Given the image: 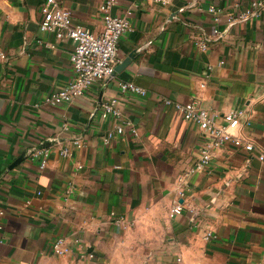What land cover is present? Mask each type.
<instances>
[{
    "label": "crops",
    "instance_id": "0c3cea01",
    "mask_svg": "<svg viewBox=\"0 0 264 264\" xmlns=\"http://www.w3.org/2000/svg\"><path fill=\"white\" fill-rule=\"evenodd\" d=\"M42 1L0 0V264H264V11L227 27V15L252 0H118L112 11L128 14L132 29L119 41L115 78L49 105L45 96L73 77L74 42L40 30ZM61 2L75 22L102 31L104 0ZM210 5L221 10L220 36ZM117 79L147 94L122 93ZM110 96L120 97L121 118L101 117ZM167 97L195 100L218 123L232 109L253 111L238 131L255 151L228 144L190 171L207 137ZM122 119L138 134L105 144ZM42 146L44 168L29 154ZM175 201L183 211L171 217ZM61 235L81 245L57 255Z\"/></svg>",
    "mask_w": 264,
    "mask_h": 264
},
{
    "label": "built area",
    "instance_id": "2783aa9c",
    "mask_svg": "<svg viewBox=\"0 0 264 264\" xmlns=\"http://www.w3.org/2000/svg\"><path fill=\"white\" fill-rule=\"evenodd\" d=\"M117 2L118 0H104L101 4L100 10L104 26L100 32H94L90 28L75 22L71 9L65 6L61 0H43L41 2L42 19L40 21V30L53 33L58 40L70 38L74 42V48L70 54L73 77L59 90L46 95L45 103L57 105L71 102L74 98L85 94L97 81L115 78L119 41L126 32L132 29L128 14L118 15L113 13L112 9ZM208 10L213 14L216 22V26L213 29L214 35L220 36L222 30L218 23L221 21V10L215 5H210ZM263 11L264 0H252L243 10L229 13L226 17V26L231 27L237 22L246 21L262 14ZM38 41L42 42V39H38ZM209 41V37L195 36V43L202 49L209 47ZM45 45L47 47L55 46L52 42H45ZM0 57L6 58L5 52L0 51ZM117 82L122 93L128 92L141 96L147 94L146 88L134 80L117 79ZM201 85L204 86L205 83ZM164 103L180 111L188 120L196 122L207 137L201 147L200 158L191 167L190 171L204 170L209 165L213 152L228 144H232L236 148L246 150L249 153L255 151L254 142L238 131L239 128L252 124L253 111L247 108L232 109L225 112L223 114L224 121L218 123L211 111L200 106L195 100L181 102L167 97L164 99ZM100 115L102 118L111 116L121 118L120 97L110 96L102 100L100 102ZM63 128H68L67 122L63 124ZM129 132L137 135V126L130 119H122L115 124L114 128L106 132L102 137L103 142L110 144L116 136ZM73 142L77 146L82 145L81 138H75ZM60 153L68 156L72 152L69 147L65 146L61 148ZM29 154L33 157H40V166L44 168L48 163L50 148L47 146L32 148L29 150ZM258 158L264 161V152H259ZM182 211L183 204L175 201L170 208L169 214L174 217L182 213ZM3 213V210H0V229L3 228ZM116 222L124 227L128 226V222L122 216L117 217ZM210 236L211 233L208 232L207 237ZM81 242L82 238L80 236H75L74 238H69L65 235L58 236L53 241V252L57 255H66L74 249V246L81 245ZM89 255L93 256L92 253Z\"/></svg>",
    "mask_w": 264,
    "mask_h": 264
},
{
    "label": "water",
    "instance_id": "95a60500",
    "mask_svg": "<svg viewBox=\"0 0 264 264\" xmlns=\"http://www.w3.org/2000/svg\"><path fill=\"white\" fill-rule=\"evenodd\" d=\"M128 61H129V59H128V60H126V61L124 62V64H126ZM17 161H18V160H17Z\"/></svg>",
    "mask_w": 264,
    "mask_h": 264
}]
</instances>
